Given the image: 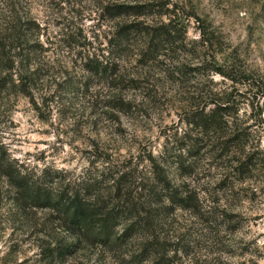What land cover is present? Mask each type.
Segmentation results:
<instances>
[{
    "label": "rangeland",
    "instance_id": "obj_1",
    "mask_svg": "<svg viewBox=\"0 0 264 264\" xmlns=\"http://www.w3.org/2000/svg\"><path fill=\"white\" fill-rule=\"evenodd\" d=\"M113 5L131 8L115 17ZM171 18L174 41L151 59L145 28ZM13 20L27 23L28 44L10 56L32 61L16 66L13 86L0 74V160L58 190L101 175L103 159L144 178L149 156L162 159L171 185L196 199L157 217L163 264H264V0H0L2 34ZM86 58L116 64L114 85L96 84ZM221 97L237 106L230 120L252 154L242 176L229 172L232 155L198 151L184 121ZM110 98L123 102L109 109ZM55 226L44 211H19L0 176V264H49L42 242L68 236ZM138 237L57 264H154L140 262Z\"/></svg>",
    "mask_w": 264,
    "mask_h": 264
},
{
    "label": "trees",
    "instance_id": "obj_2",
    "mask_svg": "<svg viewBox=\"0 0 264 264\" xmlns=\"http://www.w3.org/2000/svg\"><path fill=\"white\" fill-rule=\"evenodd\" d=\"M105 8L110 10L109 12L112 11L111 14L116 17L127 14V10L131 7L113 5ZM13 21L4 28V34L0 32V74L4 76L8 74L11 79L3 81L6 85L9 83L12 86L15 81L23 80L21 77L19 80L13 79L16 78V66L27 62L30 64L32 61L30 54L19 62L15 57L10 56V51H20L23 44H28L25 41L27 29L24 28L27 23L23 22L19 25L15 20ZM148 27L145 28L147 50L151 59H154L167 44L173 43L178 30L174 18L150 29ZM129 28L131 27L120 28L124 39L132 33ZM115 67L116 64L100 61L97 58H86L82 68L91 79L96 80V84L104 81L110 86L119 78L115 74ZM34 73L35 70L32 69L29 75ZM110 99L106 104L109 109H115L123 102L117 103L114 98ZM236 111L237 106L234 101L221 97L203 107L191 110L184 121L197 131L196 135L200 136L195 139L198 151L203 145L205 148L218 151L222 156L232 155L229 172L234 176H242L248 173V166L251 167L249 162L252 154L243 155L241 130L235 122L236 118L230 120L231 115ZM161 160L149 156L148 163L153 177L144 178L135 175L136 169L128 172V169L125 170L118 161L103 159L101 175L86 183L60 186L58 190L30 182L26 176L3 160H0V176L14 190V200L18 203L19 211H44L48 223L55 224L56 229L67 233L68 236L65 237L57 234L40 245V255L45 257L46 254L50 260L49 264H57L67 255L85 246L114 248L138 236L141 241L138 247L142 256L140 262L163 264L164 248L160 247L154 227L157 225V217L163 209L195 208L196 199L190 189L181 192L171 185L172 183L165 176ZM181 170L185 169L182 167ZM189 175L190 172H187L183 177ZM182 186L189 188L185 183Z\"/></svg>",
    "mask_w": 264,
    "mask_h": 264
}]
</instances>
